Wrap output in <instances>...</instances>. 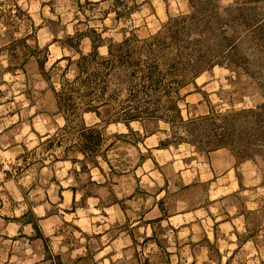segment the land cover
Masks as SVG:
<instances>
[{
	"label": "clouds",
	"instance_id": "1",
	"mask_svg": "<svg viewBox=\"0 0 264 264\" xmlns=\"http://www.w3.org/2000/svg\"><path fill=\"white\" fill-rule=\"evenodd\" d=\"M0 264H264V0H0Z\"/></svg>",
	"mask_w": 264,
	"mask_h": 264
}]
</instances>
